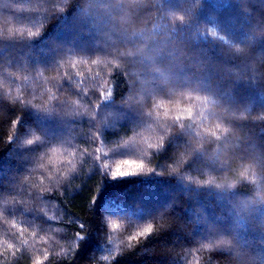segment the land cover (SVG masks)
<instances>
[{
    "label": "trees",
    "instance_id": "trees-1",
    "mask_svg": "<svg viewBox=\"0 0 264 264\" xmlns=\"http://www.w3.org/2000/svg\"><path fill=\"white\" fill-rule=\"evenodd\" d=\"M143 2L0 0V264H187L191 247L217 229L242 242L240 255L232 254L230 264H264V206H253L249 215L232 206L236 194L197 190L176 175L153 171L186 143L185 132L171 134L163 149L144 159L159 142L157 125L193 123L189 132L201 137L227 131L204 97L174 92L168 98L158 78L151 83L148 57L161 66L182 63L188 73L176 72L172 81L182 88L194 86L199 72L201 91L214 93L227 105L243 101L250 111L264 110V74L253 75L246 68L247 79H225V67L240 65L223 54L227 46L221 42L246 39V21L264 25V4L200 0L193 19L176 23L182 31L177 35L168 20L157 17L164 11L180 12L173 14L175 22L195 0H152L147 7L155 16L140 20L147 22L145 30L128 33L134 46H145L147 55L126 61L111 51L116 46L109 36L118 35L113 15L121 11L122 21L134 19L129 14L143 13ZM151 89L165 96L148 101L153 124L139 137L129 135L147 118L119 101L126 97L132 105L143 104ZM17 116V127L10 125ZM233 124L247 134L249 152L264 148V121ZM29 139L33 144H27ZM124 160L144 168L113 179ZM196 163L198 159L185 167L195 171ZM241 175L248 176L249 169ZM187 179L214 181L211 176ZM247 190V185L237 189ZM161 214L169 228L131 248L121 245L120 222L126 229L145 228ZM109 220L113 243L107 240ZM103 256L109 259L100 260Z\"/></svg>",
    "mask_w": 264,
    "mask_h": 264
},
{
    "label": "clouds",
    "instance_id": "clouds-1",
    "mask_svg": "<svg viewBox=\"0 0 264 264\" xmlns=\"http://www.w3.org/2000/svg\"><path fill=\"white\" fill-rule=\"evenodd\" d=\"M156 2L159 3V0H156ZM258 2L264 4V0H258ZM151 3L152 0H144L143 13L139 12L137 14L136 12H131L129 15L134 17V19L128 21H122L121 17L124 13L121 11L120 14L113 15V19L118 21V27L115 29L118 35L115 38L109 36L112 45L116 46L111 49L112 53L115 52L118 57L126 58V61H136L130 58L147 55L145 46H134L128 33L134 36L145 30L147 22L140 24V20L144 15L150 14L151 16H155L151 8L147 7ZM103 6L108 7L107 5ZM118 6L120 9L124 8L123 3H120ZM199 6L200 0H195L194 4L190 5L178 19H175V22H173V14L180 12L164 11L160 17H157V20H168L171 24V33L178 35L182 31L177 30L176 23L187 24L189 20L195 17L196 9ZM244 11L248 12L249 9L246 7ZM246 22L250 29V32L246 35V39L239 41L221 39L222 44L227 46L223 48V54L226 57L237 60L240 65V67H225L223 69L225 79H247L246 72L242 71V69L245 70L246 68H251L253 75L259 76L264 74V25H254L251 21ZM164 27L167 28L168 25L165 24ZM165 35H168V33H165ZM121 44L122 46H120ZM159 55L157 53V56ZM148 59L151 61L148 72L154 74L150 77L151 83L158 78L157 82L166 86L168 98L174 92L181 94L190 93L191 96L204 97L215 110L216 119L227 129L222 135H206L201 137L194 132H189V129L195 128L193 123L173 121L164 126L157 125L156 133L159 134V142L155 149L151 151L150 156H144L146 160L152 156L153 151L164 148L165 141L171 134L183 131L187 136L186 143L179 146L171 161L166 162L159 170L154 167L153 171L160 176L176 175L188 184L194 185L197 190L207 189L222 194L225 197L229 194H236V202L232 206L234 208H242L249 215L254 210L253 206H264V148L258 149L255 152H249L245 146L247 134L243 133L239 127L233 124L234 121H264V110L250 111L247 107L242 106L243 101H240L239 105H227L222 103L220 98L214 93L201 91L203 76L199 72L195 75L201 77V79L194 86L182 88L180 85L172 83L176 72L188 73L182 63L177 64L168 61L166 65L161 66L156 63L155 57H148ZM191 96L189 99H191ZM157 97L165 96L156 94L151 89L143 104L132 105L127 101L126 97L119 101L126 108L137 111L139 115L147 118L144 126L132 129L129 135L139 137L142 130L150 129L153 121L148 101H153ZM18 122L19 116L13 119L10 125L15 124L17 127ZM11 140L9 139L7 142H11ZM185 156L188 159L183 161L182 157ZM194 159H198V163L193 165L196 170L186 169L185 166ZM172 168H175V171H170ZM245 168L249 169L248 176L241 175L242 170ZM189 175L199 176L201 179L211 176L214 177V181L197 184L195 181L187 179ZM252 175L255 176V179H249V176ZM112 178L115 179L116 176H112ZM242 185H247L248 190L243 192L237 191ZM111 223L112 220H109L107 236L109 243H113ZM148 224L152 225L153 231L151 233L142 237H134L133 233L137 230L142 231L145 225L126 229L125 224L120 222L123 228L120 236L122 240L121 245L131 248L135 244H139L141 239H146L152 235L153 232H159L162 229L170 227L163 218V214L149 221L146 225ZM80 227H83V225H80ZM76 235L79 237L80 233H76ZM241 243V240L237 236L227 230L217 229L211 235L199 240L191 247V256L187 264H221L222 261L223 264H230L232 254L236 256L240 255ZM112 258H115V255ZM107 259H109L108 256L100 258V260Z\"/></svg>",
    "mask_w": 264,
    "mask_h": 264
},
{
    "label": "snow or ice",
    "instance_id": "snow-or-ice-1",
    "mask_svg": "<svg viewBox=\"0 0 264 264\" xmlns=\"http://www.w3.org/2000/svg\"><path fill=\"white\" fill-rule=\"evenodd\" d=\"M29 35H31V33H29ZM111 95V94H109ZM187 111H189V113L191 112V109H187ZM167 114V113H165ZM177 120L180 119L179 116L176 117ZM219 127V126H217ZM28 145L33 144V140L29 139L27 141ZM151 147V146H150ZM127 167L129 169V171H125L124 168ZM144 168V164L143 163H137L135 161H130V160H124L119 166H117V168L115 169V171L113 172V176H127V175H133L135 173L136 170H142ZM114 228H117L118 225H113ZM153 231L152 226L149 225L145 228H143V230L139 233V236H144L147 235L148 233H151ZM135 239V238H133ZM36 264H41L40 261H37Z\"/></svg>",
    "mask_w": 264,
    "mask_h": 264
}]
</instances>
